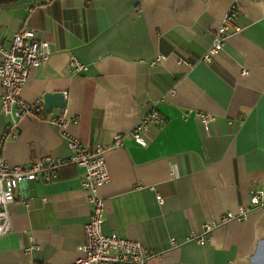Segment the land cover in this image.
Instances as JSON below:
<instances>
[{
    "label": "crops",
    "instance_id": "obj_1",
    "mask_svg": "<svg viewBox=\"0 0 264 264\" xmlns=\"http://www.w3.org/2000/svg\"><path fill=\"white\" fill-rule=\"evenodd\" d=\"M232 1L0 0L3 47L23 28L52 43L22 97L60 91L67 119L62 128L52 123L60 107L46 113L43 103L41 116L17 120L18 137L3 140L11 117L0 101L2 158L24 165L68 156L66 134L109 146L174 88L156 104L163 122L144 134L146 146L127 136L106 150L103 232L158 252L147 264H264V209L217 225L202 244L185 241L190 230L236 212L250 189L264 191V0H237L241 30L230 29L211 61L201 60ZM72 58L84 68L71 72ZM197 112L212 117L207 129ZM82 171L70 164L51 181L21 182L8 206L10 230L0 236V264L75 260L91 211ZM171 238L182 244L171 246Z\"/></svg>",
    "mask_w": 264,
    "mask_h": 264
},
{
    "label": "built area",
    "instance_id": "obj_2",
    "mask_svg": "<svg viewBox=\"0 0 264 264\" xmlns=\"http://www.w3.org/2000/svg\"><path fill=\"white\" fill-rule=\"evenodd\" d=\"M237 18V0H233L225 9L219 25L211 31V43L201 60L210 62L224 46L229 30L239 32L241 28L235 23ZM52 53V43L38 38L32 29L23 28L14 32L8 48L0 42V101L1 112L11 120L6 123L2 139H16L17 120L25 117H39L43 114V100L36 97L26 100L21 90L30 76L33 68L40 66ZM84 66L73 59L70 61V71L76 72ZM175 93L174 88L167 92ZM160 95L151 107L141 114L132 127L124 133H114L109 146L83 144L78 137L67 135L70 154L65 157L43 155L28 164H12L5 161L0 155V236L10 230L9 204L15 198V191L21 182L29 179L51 181L56 178L57 171L65 165L80 166L81 187L86 191V200L90 206L89 220L83 225L84 240L79 246V254L70 264H147L158 252L146 247L142 242L119 236L116 233L105 234L102 230L106 213L105 200L100 190L110 182V174L106 164L105 153L108 147H122L124 139L131 136L138 144L147 145L144 134L152 124L162 123L163 119L156 107L158 102L166 100V95ZM65 95V92H64ZM197 116L208 128L212 117L204 112H197ZM50 121L62 128L67 119L65 108L60 107L57 115ZM171 177L177 175L176 168L172 167ZM162 202V198L158 196ZM254 208L264 209V191L249 190V200L238 206L236 212L226 211L222 216L209 220L202 225L201 231L190 230L185 241L204 243L205 235L217 225L229 220H243ZM182 242L170 239L171 246H179ZM30 245L28 249L34 248Z\"/></svg>",
    "mask_w": 264,
    "mask_h": 264
},
{
    "label": "water",
    "instance_id": "obj_3",
    "mask_svg": "<svg viewBox=\"0 0 264 264\" xmlns=\"http://www.w3.org/2000/svg\"><path fill=\"white\" fill-rule=\"evenodd\" d=\"M44 111L51 113L53 107H64L65 98L60 91L56 92H45L43 94Z\"/></svg>",
    "mask_w": 264,
    "mask_h": 264
}]
</instances>
